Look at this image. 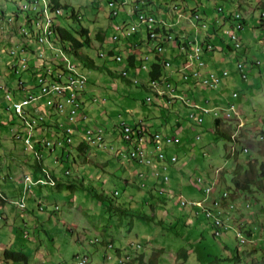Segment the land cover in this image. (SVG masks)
Listing matches in <instances>:
<instances>
[{
	"label": "rangeland",
	"instance_id": "rangeland-1",
	"mask_svg": "<svg viewBox=\"0 0 264 264\" xmlns=\"http://www.w3.org/2000/svg\"><path fill=\"white\" fill-rule=\"evenodd\" d=\"M61 1L69 4L68 11L63 9L62 14L58 15L65 25L75 28L84 25L91 29V49L83 47L80 53L87 54L96 64H104L112 70L121 71L123 67L119 62L115 59L106 60L99 57L97 48L106 49L108 47L107 43L111 42L110 38L113 35L111 25L129 20V17L123 15V8L131 7L134 2L127 0L124 7L116 3L115 7L118 8L119 13L115 18L114 16L110 18L109 12L112 7H109L107 0ZM23 2L24 0H0V78L11 76L15 72L17 65L21 62L17 59L20 57L25 59L26 63L23 76L21 75L23 78L25 76L24 85L26 88L34 89L37 87L36 72L45 73L44 65L54 67L55 59L59 63L64 60L57 46L47 45L45 47V54H55L53 57L55 59L48 64L47 59L42 61L37 58L34 51L23 50L26 45H19L27 40L29 44L32 43L34 49L43 48L35 38L30 42L31 39L28 36L34 37V35L30 28L27 29V26L30 27L28 25L30 20H28L29 17H25V10L22 11ZM155 2L159 10L157 5L153 6V12H149L148 5L141 4L140 8L159 18H166V10L170 7L174 9L176 4L188 8H200L202 15L204 11H210L214 16L222 15L217 10L219 5L225 8L226 14L238 11L243 14L249 28H254V35L247 50L249 57L254 60L245 57V71L249 75L247 67L254 66L253 62L258 60L262 62V70H258L255 64L256 67L253 68V72L251 70V76L247 81L241 74L238 81H229L232 91L230 96L232 97L234 91L252 85L259 99L257 104L261 106L259 117L263 116L264 106L261 103H264V24L261 18L264 11V0H155ZM72 9L77 14H82L81 21L65 17V15H70ZM130 12H133L129 14L131 19L137 18L134 11ZM30 16L40 21L37 12H31ZM114 29L117 35L123 32L122 28L114 26ZM20 31L26 36L22 37L23 34ZM104 33L108 36L102 39L103 43L98 40L97 34L103 36ZM169 39L173 40V44H177L174 36ZM104 45L106 46L103 47ZM244 47L243 42L242 48ZM12 50L16 51V55H12ZM206 53L205 57H207ZM71 59L77 61L80 70L88 75V84L97 90L94 95L101 93L91 103L93 107L89 108L90 125L94 126L92 128L95 131L96 127H101L107 135L112 134L110 136L112 143L108 142L107 146L90 144L86 147L85 153L78 152L75 144L80 138L75 136V146L62 143L57 144L52 151H47L48 148L41 150L39 159L48 167L50 175L59 179L60 182L63 181L61 179H68L66 183L71 182L75 187L74 191L63 182L60 188L53 189L51 186H44L39 194H34L33 189L28 191L26 196V191V203L34 210H30L28 215L29 210L26 208V211H21L24 212L22 215L18 210H12L11 217L8 216L9 219L5 221L9 226L15 224L17 228H26V232H23L25 236L15 243L13 240V242L9 241V236L5 234L2 236L0 264H25L23 261L13 259L6 262L2 251L7 246L14 249L23 247L29 255L27 264H57L65 261L73 263L84 255H88L94 264H119V262L122 264L114 250L115 246L120 247L122 253H131L137 249L142 251L148 257V259L145 257L144 264H148L150 259L154 260L155 264H264V177L260 169L261 163L264 162V136L259 131L261 129L259 118L252 119L251 114L248 113L249 121L245 122L246 128L239 132V134L242 133V136L238 137L240 140L234 141L231 137L238 152L229 156L233 142L214 132L213 115L202 112L200 109L203 105L209 107L212 104L217 97L216 92L223 87L222 80H227L229 77H223L219 86L216 84L213 89L200 87L203 96L196 94V102L200 106L174 101L170 105L166 104L164 108L163 98L134 82L131 72L128 75L129 81L112 75L106 70L89 68L78 58ZM107 59H113V56L109 55ZM55 66L58 67L60 64ZM31 75L36 78L35 81L30 79ZM18 78V75L12 78L11 87L16 90V97L24 89L22 87L19 92L17 91ZM9 89L4 83L1 84L0 185L2 184V187L4 182L14 183L19 178H25L27 172L34 170L33 164L39 162L36 160L33 149L25 150L23 138L13 134L14 130L19 129L29 131L30 125L23 122L24 120L14 111L12 101L5 97ZM148 96L152 97V101L147 100ZM209 98L210 100L206 101ZM68 106L71 104L66 105ZM33 107L38 108V106ZM167 110H170L171 122L177 128L183 129L178 131L179 134L170 129L169 122L166 123V128L163 127L165 119L168 118ZM40 115V118L45 119L47 123L51 120L52 127L48 129H57V126L53 125L56 122L49 113L40 111ZM191 115L202 116L203 121L195 122L191 119ZM135 118L143 120L147 125L151 122L158 125L164 120V123L158 127L159 131L164 133L165 129H169V133L180 137L178 142L167 144V149L173 150L177 155H187L189 158L188 160L179 158L177 163L167 158V168L161 169L158 173L161 181H157L156 184L152 183L150 176L140 173L146 167L144 164L136 160L125 159L116 152L119 147L128 145L119 134L121 128L119 123L125 122L123 120L133 123ZM236 123L237 120L233 118L226 121L223 128L234 133L237 129ZM261 125L264 126V118ZM245 130L248 132L245 133ZM48 133L45 132V134ZM33 134L38 137L42 135L34 129ZM52 139L56 138L52 137ZM112 144L115 146L111 147ZM63 145L71 149L69 155H67V150L62 151ZM245 145L249 148L246 153L241 150ZM9 149L15 150L21 157L7 158L10 154ZM59 156L68 157V160L58 159ZM248 162L252 163V167L245 169ZM131 173L134 174L133 178ZM125 179L129 181L126 182ZM213 179H216L217 190L229 192V196L225 199L226 203L221 206L222 212L219 213L223 219L225 218L224 220H229L227 210H224L228 208L227 202L237 201L236 210L229 209L230 213H239L245 216L246 221L251 218L253 223L258 222L256 225H250L252 234H246V242H239L235 237L237 232L235 226L222 231L221 235L214 236L211 218H207L203 212L196 216L192 203L183 204L181 202L183 198L190 200L204 198L202 187L211 184ZM235 179L248 182L251 189L240 188L234 182ZM4 187L7 186L4 185ZM166 195L169 198L165 199ZM101 196L108 197L110 200L103 199ZM38 201L41 203V209H39ZM56 203L59 205L57 208H55ZM126 208L132 210L128 213L129 215L123 210ZM15 213L17 215H14ZM22 218H26L27 221ZM187 218H192L193 221H187ZM231 223L235 224V221ZM15 234L21 235L22 232H15ZM240 237L242 239V234ZM130 241H140V247L134 249L129 245ZM22 242L25 245H22ZM110 242L113 248L107 246ZM182 249L187 250V256L180 252ZM237 252L240 253V258L236 257ZM217 257L220 258L217 260Z\"/></svg>",
	"mask_w": 264,
	"mask_h": 264
},
{
	"label": "crops",
	"instance_id": "crops-1",
	"mask_svg": "<svg viewBox=\"0 0 264 264\" xmlns=\"http://www.w3.org/2000/svg\"><path fill=\"white\" fill-rule=\"evenodd\" d=\"M143 3L145 5H148L150 7V9H152L153 6L157 5L155 0H145ZM174 6H176V7L178 6L177 9H179V10L175 11V9H173L171 7L168 8L166 10L167 15H165V17L167 19L166 18H164V19L167 20L170 23V25L172 26V30H170L169 32L175 37V39H177V37H180L179 39L175 40L176 42H178V46H179V43L184 45V40H187V42L189 40H193V42H195V41L200 42L203 39L207 38L209 41H211L215 44V48L212 50H209L206 53L207 57L204 56L208 62V66L204 68L203 74H208L209 71H211V70H216V69H220V68H224V67H228L230 69V72L227 76V77H229V79L222 80L223 87L216 92L217 97L213 100V102L210 106L226 105L227 101L229 99H231L230 94L232 92L231 88L229 87V81H234V82H235V80L238 81L239 75L241 74L240 70L237 68L238 60L244 61L245 56H248V58L251 59L249 57L250 56L249 53H247V50H248V47L250 46V40L253 38V35H254V33H253L254 28H252V29L249 28V26L247 24V20H246L245 26L239 31V34L242 36L245 47H244V49L240 48V50H236L235 48L232 47L233 41L230 40L229 36L226 33V29L234 24L233 20L232 19H227V20L224 19V22L219 23V21L216 19V18L223 19L227 16V14H225L224 16H222V15L214 16V15H211L210 11L209 12L204 11V15H202L201 14L202 11L200 8H196V9L195 8H188V7H184L180 4L174 5ZM127 9L128 8H126V9L123 8V15L126 17H129V19H130V16H129ZM157 9L159 10L158 5H157ZM128 21L129 20H126V22H128ZM170 25L166 26V28H170L171 27ZM111 27H112V29L114 28V23L111 25ZM107 29H109V28H107ZM166 34H168V33H166ZM144 36H146V35H144ZM26 44H29V42L27 40L25 43H20L19 45H26ZM228 44L231 47H229ZM107 45H108V47H113V48L115 47L117 49V51H119L123 54V59H122V61L119 62L121 64V66L123 67V69H128V71L130 70L131 74L133 76H135L137 79H141L143 77L147 78L149 76L150 65L152 63H154V61L156 60L157 52L152 49L153 46L147 44L146 37H142L141 35H138V34L134 37L129 36L128 38L127 37L125 38V36L124 37L122 36L120 40L115 41V42H113V41L109 42V43H107ZM178 46L175 43L173 44L172 39H167L166 43H164V50L162 51L163 52L162 57H167L171 61V65H170V68H166V69L164 68V72H165L164 75H166V78L164 80H159V85L160 86L163 85V88H166L167 91H170V87L168 86V83H170V82H167L170 79L171 81H173V83H171V85L177 86L178 89H176V92H178L179 95L182 94L183 96H185L186 99H190L191 102L192 101L196 102V97H197L196 94H198L200 97L203 96V92H201L199 89L200 87L201 88H203V87L201 86L200 82L194 78H193V81L189 82L188 84L179 80L181 75H180V72L177 70H178V68L180 69V67H181V64L185 58V52L187 49L185 48L186 50L182 51ZM129 55H133L132 58L135 59V62L138 64V67H131L130 66V68H128V64H129L128 62L129 61L127 60V56H129ZM146 55L149 57H146ZM141 57H144L143 62L146 63V65H147L146 67H142V65L140 66V58ZM108 60H114V59H108ZM251 60H254V59H251ZM253 65L254 66H248L247 67L248 71H249L248 78H249V76H251V70L253 72L254 71L253 68L256 67L255 64H253ZM196 67H198L197 63H196ZM257 68H258V70H262V62H261L260 66H257ZM13 77L14 76L12 73L11 76L9 75V76H5L3 78H0V87H1V84L4 83L5 86L11 88ZM2 79H4V80H2ZM8 79H10L11 82L8 81ZM2 88H4V87H2ZM17 91L19 92L18 88H17ZM96 92H97V90H95L92 85L88 84V87L82 93V102H83L82 103L83 104L82 110L88 116V118H86V119L79 120V125L82 129L86 126V124L91 123L90 114H89L90 109L89 108L93 107V105L91 103L95 101L94 100V97H95L94 94ZM239 93H240V95L236 99L237 105H238V114L241 117L245 118L246 122L249 121L247 119L248 113L251 114L252 119H255V118L260 119L261 117H264V115L259 117V114L261 113V111H260L261 106H260V104H259V106L257 104L259 102V99H258L256 93L254 92V87L252 85H249V86L244 87L243 89L239 90ZM99 95H101L100 92H99ZM20 96H21V94H20ZM190 96H192V98H190ZM51 97H52V99H55L56 95L53 94V95H51ZM209 100H210V98L207 99L206 101H209ZM36 103H34V104H36ZM53 105H54V100L51 104H49V103L42 104L41 103V104H36L34 106H38V108H37L38 111H44V113H49V115H51V118L53 119V121H55L56 123L58 121V122H64L65 124L70 125L72 122L69 123V120L66 118V114H61V113L57 112L55 110V108L53 107ZM196 105L197 104H195V106ZM198 105H199V103H198ZM261 105L264 106V103H261ZM167 111H168V114H167L168 118L165 119V123L163 120V121H161L160 124L162 125L164 123L163 127L166 128V126H167L166 123L169 122L168 126L175 133H178V131L183 130L181 128L182 126H180L181 129H179L171 122V114L169 112L170 110H167ZM137 118H135V120L133 119L135 124L139 123V121H140V119H137ZM259 123L262 124V122L260 120H259ZM47 124L49 126H51L52 125L51 120ZM160 124L155 125L151 122L148 126H150L151 130H154L155 128L158 129ZM261 124H260V127H262ZM92 127H94V126H92ZM263 128H264V126H263ZM165 130H166V132H164V133L170 132L169 129H165ZM45 132H47V133L50 132L46 135L50 134L53 136L57 131L53 132L51 129L44 130V131L40 130V133H42V134H45ZM110 136H112V134L108 135V141H109V143H112ZM76 143L79 144V141ZM77 144H75V145H77ZM64 149L65 148H62V151H65ZM66 149H67V147H66ZM79 151L81 152V150H78V152ZM170 151L173 152V150H170ZM9 152H10V154H9V156H7V158L12 159V158H14V156H16L18 159L21 157V155L17 154L15 152V150H10ZM67 155H69V154H67ZM179 157L182 158L183 160L189 159L187 155H179ZM155 161H156V164L159 167V169L160 170L163 169V162H161L158 159H155ZM145 166L146 167H145L144 171H141L140 173H142L146 176H150L152 178L151 181L154 184H156L157 181H161L160 180L161 176L159 174H156L153 168H151L148 165H145ZM27 173L31 174L35 181L39 178V174H40V172L36 174V173H34V171L33 172L29 171ZM133 176H134V174L131 173L132 178H133ZM24 180H25V178L22 177V178L17 179L14 183L4 182V185L7 186L6 188L4 187V185L2 187V184L0 185V192L8 195V200L5 202H2L0 204V240H1L2 236H4V234H5L7 237L9 236V241H10V239H12L11 238L12 235L10 232L14 233V231L19 232V233L22 232V234L16 235L14 233L15 237L12 239L14 242L11 240L13 243L20 241L22 239V236L23 237L25 236V233H23V232H26V230H25L26 228L25 229L22 227L17 228L18 226L15 224L9 226L8 223H5V221L7 219H9L7 217L8 216L11 217L12 210H18V212H21V211H26V209H28L29 211L27 212V215L30 213V210H34L33 208H30L29 205H28V208H26V209L22 208V207H17L15 205V203L13 202V200L19 196V193L23 189ZM127 181H129V179H127ZM61 182H63V184L67 185V183L65 181H61ZM41 183H43V182H41ZM41 183H39V182L33 183L32 186L28 189V191L34 189V194H39V192L42 191L44 188ZM214 195H218V193H216ZM22 213H24V212H21L20 214L22 215ZM14 215H17V214L15 213ZM237 218H238V220H244L245 216L237 214ZM22 219H24V218H22ZM24 220H26V218ZM253 222L254 221H252V223ZM21 244L25 245L24 242H22ZM18 248H20V247H18ZM3 251H2V253H3ZM239 255H240V253L237 252L238 258H240ZM69 263H72V262H69Z\"/></svg>",
	"mask_w": 264,
	"mask_h": 264
},
{
	"label": "built area",
	"instance_id": "built-area-1",
	"mask_svg": "<svg viewBox=\"0 0 264 264\" xmlns=\"http://www.w3.org/2000/svg\"><path fill=\"white\" fill-rule=\"evenodd\" d=\"M109 6L112 7L113 13L116 12L118 9L115 7L116 3H119V0H107ZM134 2L132 6L137 11V18H133L128 22H122V23H114V26H121L124 27L128 33V35H132L134 32H143L147 35V29L149 27H157L158 25H161L162 22H155L154 21V14L153 13H147L146 11H143L140 8L141 2H137V0H131ZM125 6L126 4H122ZM131 6V7H132ZM133 8V7H132ZM132 8H128L127 11H134ZM33 3H31L29 6H25V17H30V12H33ZM44 15H53L54 19H59L57 13L47 12L46 6L44 5ZM44 15L40 19V21L37 24H28L30 25V31L31 33H40V29H42L44 23ZM237 16H239L237 14ZM165 23V22H164ZM27 25V24H26ZM124 25V26H123ZM112 34H114V28L112 30ZM142 34V33H141ZM125 35H123L124 37ZM231 36L234 40V43L236 46L240 45V39L236 32H231ZM122 36H116V41L120 40ZM170 37V36H169ZM45 37V41H46ZM171 38V37H170ZM161 35L157 32L156 36H149V42L147 44L153 46V50L157 52V54H161L164 50V44ZM115 48V47H114ZM110 47H106V49H101L100 54L103 58L107 59V55H116V61H122L123 54L115 48L114 53H110ZM23 50H26L28 52H35L37 58L41 59L42 61L46 60L48 64L50 61L53 60V57L55 54H44L42 53L41 49H34L32 46V43L26 44V47L23 48ZM107 50V51H106ZM16 55V51L12 50V55ZM146 57H149L146 55ZM16 59V58H15ZM21 62L19 65H17L16 70L14 73H23V68H25L26 63L25 59H22L20 57L17 58ZM16 59V60H17ZM66 61H70L69 58H66ZM197 63L198 67H193ZM170 65V61L166 60V66ZM239 67H242L243 64L239 62ZM73 66H76V64H73ZM145 66V64H144ZM207 66L206 61H204L201 58V49L199 46H196L195 49L190 53L189 60L185 64V68L191 67V74L187 73V78H194L198 80L204 87H215L216 84L220 81V75H214V76H206V74H203L204 68ZM45 67V73L36 72L35 75L37 77V87L34 89L32 88H26V85H24V80L19 85L18 90L20 91L22 87L24 89L21 90V93L23 95L17 96L15 95V92H6L5 97L7 99H10L12 103H20L21 107L28 110L30 106H33L34 103L41 101L43 104L49 103L51 104L54 100L53 107L55 109H59V113L66 114V117L68 119L71 117V115H85V118L87 117L85 113H81L82 109V98H79V91H82L86 87V80H79L78 84H71V77L74 76L72 74V70H65L63 68H52V66L47 67V65H44ZM124 73H127V70H123ZM224 74L227 73L226 70L223 71ZM59 78H62L60 81ZM55 82H63V89H55ZM153 84H158V81H154ZM168 85H171V83H168ZM55 94L56 98L52 99L51 95ZM237 93H234L236 95ZM39 100V101H38ZM63 103H72V110H63ZM10 107V106H9ZM236 106L235 104L231 105V110H235ZM226 115L231 116V111L226 112ZM37 121H30V129L29 131H22V137L25 140V143L27 146L34 145L36 143H32V136L33 129L36 130ZM86 127V126H85ZM67 131L69 133H78L82 137L84 141L90 142V143H97L99 145H103L105 143V133L102 128L96 127V131L89 132V134H81V129L78 127V125H70L67 126ZM121 131L123 134V139L126 140V142L129 145H125L122 148L118 149V153L122 154L127 159H134L136 160V152L137 151H155L157 153V157L161 160H165L166 153H165V146L171 142H178L180 140L179 136H171V135H165L162 136L159 133H156L153 137V142L150 140V138L147 135H142L138 137L136 134L139 130L138 129H132V125L128 123L127 127H121ZM61 141V139H59ZM42 141L47 142L48 145H51L50 140L42 139ZM72 141V137L69 136V142ZM114 147V146H111ZM172 161L176 162L178 160L177 154H172L171 156ZM147 163H150L151 166H154L153 158L147 159ZM167 164L165 163L164 168L166 169ZM160 171L157 170L156 174H158ZM42 177V176H41ZM29 180V179H27ZM183 203L186 202V199L182 200ZM15 204H23L20 199L15 200ZM197 205L203 206V203L201 201L195 202ZM205 210H212L204 207ZM226 225L224 224H218L216 227V232L219 233L220 229L225 228ZM242 240H244V236L242 235ZM131 260L130 256H122L119 258V261H122V264H129V261ZM85 262H90L89 256H82L80 257L74 264H85Z\"/></svg>",
	"mask_w": 264,
	"mask_h": 264
},
{
	"label": "clouds",
	"instance_id": "clouds-1",
	"mask_svg": "<svg viewBox=\"0 0 264 264\" xmlns=\"http://www.w3.org/2000/svg\"><path fill=\"white\" fill-rule=\"evenodd\" d=\"M145 1V0H144ZM143 1V2H144ZM142 3V2H141ZM177 5V4H176ZM178 7V6H177ZM177 7L176 6H174V9H176V11H178L179 9H177ZM63 9V8H62ZM217 10L218 11H220L221 12V14H222V16H224V14H223V11H225V8L222 6V5H219L218 6V8H217ZM149 12H153L152 11V9H150V11ZM264 12V11H263ZM263 12H262V14H263ZM234 14H239V16L238 17H243V18H245L244 16H243V14L240 12V11H238L237 13H234ZM79 15V14H78ZM80 17H81V15H79ZM156 16V15H155ZM263 16H264V14H263ZM157 17V16H156ZM113 18H115V16L113 17ZM160 21H163V23H161V25L160 26H164V27H166V26H169L170 25V23L167 21V20H165L164 18H159V17H157ZM218 21H219V23H222V22H224V18L223 19H219V18H216ZM246 19V18H245ZM165 22V23H164ZM233 22H234V24L232 25V26H230V27H228L227 29H226V33H227V35L229 36V38H230V40H232L233 41V48H235L236 50H240V48H242L243 47V39H242V36L239 34V31L245 26V22L244 23H241L242 21H241V19L240 20H237V19H235V20H233ZM240 24V25H239ZM124 26V25H123ZM171 26V25H170ZM172 27V26H171ZM113 30V29H112ZM236 32L237 33V35H238V37H239V39H240V45L239 46H236L235 45V43H234V40H233V38H232V36H231V32ZM140 33V34H139ZM142 33V34H141ZM141 35L142 37H146L147 35L145 34V33H143V32H134L132 35H130V36H136V35ZM144 35H146V36H144ZM169 35H171V37L173 36L171 33H168V34H164L163 35V37H162V40H163V42L165 41V40H167V39H169L170 37H169ZM23 37V36H22ZM166 37V38H165ZM110 40H111V38H110ZM112 42V41H111ZM185 42H187V40H184V45H185ZM191 42L194 44L193 45V48H192V51L195 49V47L196 46H199V48L201 49V58L204 60V61H206V63H207V66H208V62H207V60H206V58L204 57L205 56V53L206 52H208L209 50H212V49H214L215 48V44L213 43V42H211V41H209L207 38H205V39H203L202 41H200V42H193V40H191ZM104 43V42H103ZM164 44V43H163ZM183 45V46H184ZM106 45H104L103 47H105ZM187 49V46L185 47H183V51L184 50H186ZM100 50H101V48H99V53H100ZM110 53L111 54H113L114 53V50H115V48H113V47H110ZM192 51H188V49L186 50V52H185V58H184V60H183V62H182V64H181V67H180V69H179V72H180V77H181V81L182 82H184V83H186V84H188L189 82H191V81H193V78L192 77H190V78H185L184 77V75L186 74V73H188V74H191V67L190 68H185V64L187 63V61L189 60V55H190V53L192 52ZM66 52V51H65ZM67 53V52H66ZM163 53V52H162ZM162 53L161 54H157V56H156V60L154 61V63L155 62H165V66H164V68L166 69V68H170V65H171V61L167 58V57H162ZM67 55H68V57H70L69 56V54L67 53ZM100 56H101V54H100ZM158 57H160V59H158ZM101 58H103L102 56H101ZM70 59H71V57H70ZM72 61H74L76 64H77V66H78V69H79V71H81L80 70V68H79V64L77 63V61H75V60H73V59H71ZM106 60H108V59H106ZM166 60H169L170 61V65L169 66H166ZM119 62V61H118ZM239 62H241L242 64H243V66L242 67H239ZM56 64H58V62L56 63ZM144 64H145V66H144ZM147 65H146V63H144V62H142V67H146ZM206 66V67H207ZM193 67H196V64L193 66ZM128 68H130V65H128ZM237 68L240 70V72H241V75H242V77L247 81V79H248V74L246 73V71H245V68H246V66H245V62L244 61H241V60H238V62H237ZM111 69V68H110ZM112 70V69H111ZM123 70L124 69H122L121 71H118V70H112V72H121V73H123V74H125L127 77H128V75H129V73H130V70L128 71V69H126L127 70V73H124L123 72ZM224 70H226L227 71V73L226 74H224L223 73V71ZM164 71V70H163ZM211 71H215V72H217V73H219V75H220V81L218 82V84H217V86H219V83L221 82V80H222V78L223 77H227L228 76V74H229V72H230V69L228 68V67H224V68H220V69H216V70H211ZM82 72V71H81ZM85 76H86V87L82 90V93H83V91L88 87V76H87V74H85L84 72H82ZM13 75L15 76L16 74H14L13 73ZM166 78V75H164L163 74V76H162V79L161 80H164ZM133 79H134V82H136L138 85H140V86H142L143 87V84H145L148 88H150V89H148L150 92H155V91H157L158 93H159V96H161L162 98H163V100H164V102H165V104H164V108L166 107V104L167 105H170L171 103H174V101H182V102H184L185 104H188V105H194L195 106V104H197L196 106H200V105H198V103L197 102H191V100L190 99H186L185 98V96H183L182 94H180L179 95V93L178 92H176V89H177V86L176 85H171V86H173V88H174V91H172V90H170V91H167V89L166 88H163V85L162 86H160L159 85V80H155V79H152L150 76H148L147 78H145V77H143V78H141V79H137L135 76H133ZM142 80H146L145 82H143ZM139 81H141V82H139ZM154 81H158V84H153V82ZM167 82H170V81H167ZM170 83H172V82H170ZM201 84V83H200ZM201 86L202 87H204L202 84H201ZM144 88V87H143ZM207 89H209V87H206ZM211 88V87H210ZM213 88H215V87H213ZM213 88H211V89H213ZM168 92V93H167ZM171 95H170V94ZM234 93H237L236 95H234ZM163 94H167L169 97L167 98V97H164L163 96ZM21 95H23V93H21ZM99 95V94H98ZM98 95H95V97H94V100H96L97 98H98ZM240 95V93H239V91H234L233 92V95H232V97H231V99H229L227 102V104L226 105H222V106H219V105H216V106H205V105H203V106H201L200 107V109L202 110V112H205V113H211L212 114V112H215V115H216V117H221V118H223L224 119V121H230L231 119H233V118H236V120H237V123H236V126H237V129H235V131H234V133H231V137L234 139V141H236V139H238V140H240L239 138L242 136L241 134L242 133H240L239 134V132L241 131V130H244V128H246L245 127V122H246V120H245V118H243V117H241L239 114H238V105H237V101H236V99H237V97ZM18 96H20V94H18ZM175 97H178L180 100H177V99H175ZM147 100L148 101H152V97L151 96H148L147 97ZM42 102H37L36 104H41ZM36 104H34V105H36ZM43 104V103H42ZM232 104H235V106H236V108H235V110H231L230 108H231V105ZM83 105V104H82ZM82 110V109H81ZM228 111H231V116H227L226 115V112H228ZM85 113L83 110L81 111V113ZM221 112H223V114H220ZM86 114V113H85ZM86 116H87V114H86ZM191 117V119H193V120H196L197 122H199V121H201V120H203V117L202 116H200V117H196L195 115H191L190 116ZM67 118V117H66ZM86 118H88V116L86 117ZM86 118H84V117H80L79 118V120H83V119H86ZM264 117H261L259 120L262 122V119H263ZM123 121H125L126 122V120H123ZM195 121V122H196ZM72 121H70L69 123H71ZM122 122V121H121ZM120 122V123H121ZM120 123H119V126H120ZM129 123V122H128ZM129 124H131V125H133V128H135V130L136 129H138L139 131L136 133L137 135H138V137H140V136H142V135H147L149 138H150V140H152V142H153V137H154V135L156 134V133H159L160 135H162V136H165V135H171V136H178V135H173V134H171V133H163V132H161V131H159L158 129H154V130H151L150 129V126H148L147 125V123H145L143 120H140L139 121V123H136L135 124V122L134 123H129ZM53 125H55V126H57V129L56 130H52L53 132H55V131H57L54 135H53V137H55L57 140H59V139H61V140H63V142L62 143H66V144H72V145H74V137L75 136H78L79 138H80V140H79V143L83 140L82 139V137L80 136V134H78V133H76V132H74V133H68L67 132V126H70V125H73V123H71L70 125H68V124H65L64 122H58L57 121V123H55V124H53ZM77 125H78V127L81 129V127H80V125H79V122L77 123ZM86 126H91L89 123L88 124H86ZM48 127H52V125L51 126H49L48 124H46V125H44V130H49L48 129ZM92 127V126H91ZM101 128V127H100ZM103 129V128H102ZM36 130L37 131H39L40 132V130L41 129H38L37 127H36ZM20 131H23V130H21V129H19V130H14V132H13V134L14 135H16L17 137H18V132H20ZM103 131H104V133H105V143L103 144L104 146H107L108 145V135H107V133L105 132V130L103 129ZM260 132H262L263 131V127H261V129L259 130ZM248 131H246L245 130V133H247ZM180 132H178V134H179ZM259 133V132H258ZM258 133H257V135H258ZM120 136L121 137H123L122 136V131H121V128H120ZM67 136H71L72 137V141L71 142H68V141H66V137ZM263 136V135H262ZM47 137V136H46ZM237 137V138H236ZM239 137V138H238ZM261 137V136H260ZM21 138H23V137H21ZM34 138L37 140V141H42V139H43V134L41 135H39V137L38 136H34ZM44 139H45V137H44ZM229 139V138H228ZM23 140H24V138H23ZM48 140H50L49 138H48ZM231 140V139H230ZM51 141V140H50ZM125 142H126V140H124ZM232 141V140H231ZM234 141H232L233 142V145H231V148H230V153H228V154H230L231 156L232 155H235L237 152H238V150L236 151V147L237 146H235L234 145ZM52 142V141H51ZM85 142H87V141H85ZM24 143H25V140H24ZM61 143V144H62ZM87 143H90V142H87ZM46 144H47V142H46ZM92 144H97V143H92ZM237 144H238V142H237ZM36 145H37V142H36ZM35 145V146H36ZM48 145V144H47ZM52 145H53V143L51 144V145H48V146H50V149H55V147H52ZM56 145H57V143H56ZM78 145V144H77ZM98 146H101V145H99V144H97ZM113 146H115L114 144H112ZM111 145V146H112ZM129 145V144H128ZM35 146L34 147H29V146H27L26 145V143L24 144V147L26 148L25 150H29V149H33L34 150V148H35ZM64 146V145H63ZM125 146V145H124ZM123 146V147H124ZM119 148H122V147H119ZM118 148V149H119ZM118 149H117V154H119L118 153ZM164 150H165V153H166V157H165V160H161L160 158H158L157 157V153L155 152V151H152V152H150V155L153 157V162H154V166H151L150 164H148V163H145V162H140V161H138L139 163H141V164H145V165H148V166H150L151 168H153L154 169V171H155V173H156V171L157 170H159V171H161L160 169H159V167L157 166V164H156V161H155V159H158V160H160L161 162H163V169H165L164 168V165H165V163L167 162V158H169L171 161H172V159H171V156H172V154H175L174 152H171L170 150H168L167 149V145L165 146V148H164ZM241 150L244 152V153H246V152H248L249 151V148H248V146L247 145H245V146H243L242 148H241ZM39 153L40 152H36L35 153V156H36V160L37 159H39ZM37 155H39V156H37ZM119 155H122V154H119ZM122 157L123 158H125L123 155H122ZM180 157H179V155H178V159H179ZM125 159H127V158H125ZM131 160H134V159H131ZM39 161H41L40 159H39ZM137 161V160H136ZM180 161V160H179ZM172 162H174V161H172ZM178 162V160L176 161V162H174V163H177ZM167 164V163H166ZM166 168H167V166H166ZM29 174V173H28ZM27 175V174H26ZM31 175V174H30ZM41 176H43V175H41ZM41 176H39V177H41ZM44 177V176H43ZM45 178V180H46V182L48 181L47 180V178L46 177H44ZM199 179H202V178H200L199 177ZM214 181L211 183V184H209V185H206V186H204V187H202V191H203V193L205 194V196H204V198H201V199H197V200H190V199H187V198H183V199H186V202L184 203V204H186V203H192V207L196 210V216L200 213V212H203L204 213V215L207 217V218H210V217H208L207 215H206V213H205V209H204V207H206V208H208V209H212V210H214L215 212H222V208H221V206H223L222 204L224 203H226V201H225V199L229 196V192L227 191V190H217V182H216V179H213ZM45 183V182H44ZM23 190V189H22ZM22 190H21V192H22ZM21 192L19 193V196H20V194H21ZM118 191H116V193H117ZM217 192H219L218 193V195H214V194H216ZM27 193H28V191L26 192V196H27ZM0 194L1 195H3V193L2 192H0ZM19 196L17 197V198H19ZM219 197V198H218ZM17 198H15L14 200H13V202L15 203V200L17 199ZM182 199V200H183ZM181 200V201H182ZM197 201H201L202 203H203V206H201V205H197V204H195V202H197ZM236 202L237 201H229V202H227V204H226V206H228V208H226V209H224L225 211L227 210V214H228V218H229V220H224L223 219V217H222V215L221 214H219L220 216H221V218H222V222H223V224L224 225H226L225 226V228H222V231H224V230H227V229H229V227H231V226H235V228H236V230H237V232H236V235H235V237L238 239V241L239 242H246V234H252V230H251V228H250V225L251 224H255L256 225V223H258V222H256V223H252V220L251 219H248L247 221L246 220H238V218H237V214H239V213H235V214H233V213H230L231 211L229 210V209H232V210H236ZM183 203V202H182ZM239 203V202H238ZM237 203V204H238ZM27 204V203H26ZM245 204H247V203H245ZM16 205V204H15ZM248 206L250 205V203L248 202V204H247ZM18 206V205H17ZM56 206H58L59 207V205L58 204H56ZM56 206H55V208H56ZM19 207V206H18ZM24 208H26V207H24ZM239 209H241V206H239ZM230 215V216H229ZM192 216H194V215H192ZM211 220H212V218H211ZM187 221H190V222H192L193 221V219L192 218H187ZM233 221H235V224H232L231 222H233ZM249 221V222H248ZM212 226H213V230H214V233L215 234H217V232H216V227L214 226V224H213V220H212ZM222 231H221V233H222ZM220 233V232H219ZM239 234H242L243 236H244V240H242L241 239V237H240V235ZM112 245V242H110V243H108L107 244V246H109V247H111V248H113V245ZM115 250V252H116V249H114ZM117 253V252H116ZM117 255H118V259L120 258V257H122V256H125V255H122V256H120L118 253H117ZM86 256H88V255H86ZM80 258V257H79ZM78 258V259H79ZM90 258V257H89ZM77 259V260H78ZM76 260V261H77ZM75 261V262H76ZM91 261V260H90ZM75 262H73L72 264H74ZM91 264H94L92 261H91Z\"/></svg>",
	"mask_w": 264,
	"mask_h": 264
},
{
	"label": "trees",
	"instance_id": "trees-1",
	"mask_svg": "<svg viewBox=\"0 0 264 264\" xmlns=\"http://www.w3.org/2000/svg\"><path fill=\"white\" fill-rule=\"evenodd\" d=\"M24 2H25V0H24ZM23 2V3H24ZM51 2H52V4H51V6L52 7H61V8H63V9H66V11H68V7H69V4H67V3H62V1L61 0H51ZM240 3V2H239ZM141 4H143V6L145 5L144 3H141ZM240 5H241V3H240ZM109 7H111V6H109ZM124 7V6H123ZM133 7V8H132ZM132 7H130V8H132V10H134V11H136V9L134 8V6H132ZM112 9V8H111ZM110 14H109V17L111 16H117L118 15V13H119V10L117 9L116 10V12L115 13H113V11L112 10H110V12H109ZM129 14H133V12H128ZM223 14L225 15L226 13H225V11H223ZM155 16V15H154ZM65 17L68 19V18H75L76 20H78V21H81L82 20V14H81V17L75 12V10L74 9H72L71 10V12H70V15H65ZM110 17V18H111ZM126 17V16H125ZM156 17V16H155ZM157 18V17H156ZM238 18H241V23H244L245 21H246V19L245 18H243V17H238L236 14H234V12H231V13H229V14H227V16L224 18L225 20H227V19H232V20H235V19H238ZM263 18H264V16H263V14H262V18H261V21H262V23L264 24V20H263ZM28 20H30V23H31V16L29 17V19ZM125 20V19H124ZM124 23L126 22V20L125 21H123ZM29 24V23H28ZM126 26V25H125ZM125 26L124 27H122V29H123V34L125 35V38L127 37H129V35H128V33H127V31H126V29H125ZM30 27L29 26H27V29H29ZM54 28H55V39H53L51 42H47V41H43L42 43L38 40V37H39V35H40V33L39 34H35V33H32L33 35H34V37H32L31 35L30 36H28L31 40H30V42H32V40L34 39V38H36V40H37V43L38 44H40V45H42L43 46V48L41 49V51H42V53H44L45 54V47H47V45H50L51 47H56L57 45L61 48V49H63L64 51H66L67 53H69V56L72 58H78V59H80V60H82L83 61V64L85 65V66H87V67H89V68H92V69H98V70H106L107 72H109L110 74H112V75H116V76H120V77H122V78H124V79H127V80H129L130 81V79H129V77H127L125 74H123V73H121V72H112V70L109 68V67H107L106 65H104V64H96L95 62H94V60H92L87 54H81L80 53V49L81 48H83V47H89V49H91V46H92V37H91V34H90V32H91V29H90V27L89 26H84V25H81V27L80 28H75V27H72L71 25H65L60 19H56V20H54ZM155 30L161 35V37H163V35L164 34H166V33H170L169 31L170 30H172V27H170V28H166V27H164V26H160V25H158L156 28H155ZM21 32V31H20ZM23 35V37L24 36H26L25 35V33H23V32H21ZM108 33V32H107ZM107 33H104V35L103 36H100L99 34H97V36L99 37V41H101V42H103L102 41V39L104 38H107ZM115 35L116 34H114L113 36H112V38H111V41H113V42H115L116 41V38H115ZM41 36L43 37V33H41ZM149 36H150V33L148 32L147 33V37H146V42H149ZM134 37V36H133ZM166 38V37H165ZM180 37H177V39H179ZM177 39H175V40H177ZM188 45V46H187ZM193 43L191 42V40H189L188 42H185V47L187 46V49H188V51H192V48H193ZM177 46H178V42H177ZM182 44H180L179 43V48L182 50L183 49V47H184ZM228 46L229 47H231L229 44H228ZM96 49V48H95ZM183 51V50H182ZM97 55L99 56V57H101L100 56V53H99V49L97 48ZM113 56V58H115V56L116 55H112ZM133 57V55H129V56H127V60L129 61L128 63V65H130L131 67H138V64L135 62V59H133L132 58ZM246 58H248V56H245ZM55 58H53V60H54ZM158 59H160V57H158ZM143 60H144V57H141L140 58V66L142 65V62H143ZM55 61H56V59H55ZM57 63V62H56ZM58 64H60V63H58ZM253 64H256L257 66H260L261 65V61L260 60H258V61H254L253 62ZM56 65V64H55ZM54 65V67H52V68H59V67H61V64H60V66H58V67H56ZM164 66H165V62H155V63H152L151 65H150V71H149V76L152 78V79H155V80H161L162 79V76H163V74H165V72L163 71L164 70ZM65 69V68H64ZM177 71H179V68H178V70ZM215 72V71H214ZM217 73V72H216ZM15 74V73H14ZM23 73H16V75H18V79H19V81H18V84H21L22 83V81L24 80V78L23 77H21V75H22ZM218 74V73H217ZM23 76V75H22ZM25 77V76H24ZM30 79H32V80H34V79H36L35 77H34V75H33V77H32V75H31V78ZM62 78H59V80L60 81H62L61 80ZM179 80H181V77L179 78ZM35 81V80H34ZM169 81L170 82H172L173 83V81H171L170 79H169ZM21 82V83H20ZM176 83V82H175ZM143 87L146 89V90H148V89H150V88H148L145 84H143ZM210 88V87H209ZM178 89V88H177ZM12 90V91H11ZM9 91H11V92H16V90L15 89H12V88H10L7 92H9ZM157 96H159V93L157 92V91H155L154 92ZM163 96L164 97H169L167 94H163ZM175 99H177V100H180L178 97H175ZM83 103V102H82ZM228 103V102H227ZM186 105H188V104H186ZM34 106V105H33ZM33 106H30L29 107V109L28 110H25V112L27 111V114L29 115V117H32V116H36L39 120H40V122L36 125V127L38 128V129H41V130H43L44 131V125H46L47 124V121L45 120V119H43V118H40L41 117V115H40V111H38L37 110V108H35V107H33ZM57 112H59V109H55ZM63 110H72V105L71 106H68V107H65V108H63ZM15 111V110H14ZM16 112V111H15ZM33 112V113H32ZM18 115H19V117L20 116H22L21 114H19L18 112H16ZM32 114V115H31ZM212 115H213V118H214V123H215V126H214V128H213V131L214 132H216V133H218L220 136H223V137H226V138H229V139H231V133L229 132V130L228 129H225V128H223L224 126H225V123H226V121H224V119L223 118H221V117H216V115H215V112H212ZM75 117V115H71V117L68 119V117H67V119L69 120V122L70 121H72V123L74 124L75 122H74V120H73V118ZM80 117H83V116H78V121L76 122V123H78L79 122V118ZM20 118H22V117H20ZM85 118V117H84ZM194 121H196V120H194ZM201 121H203V120H201ZM201 121H199V122H201ZM197 122V121H196ZM93 131H95V129H93L92 127H90V126H86V130H85V132H84V134H89V132H93ZM68 132V131H67ZM69 133V132H68ZM264 128H263V131H262V135L264 136ZM17 134H19V135H22V131H20V132H18ZM47 135L45 134H43V138L45 137V139L46 140H48V138L52 141L51 142V144L53 143V145H52V147H55L56 148V143L57 144H61L62 142H63V140H57V139H52V137L53 136H51V137H49V136H47ZM122 136H123V134H122ZM18 137H20V136H18ZM66 141H68L69 142V136H67L66 137ZM37 142V145L36 144H34L33 145V147L35 146V148H34V151H35V153L36 152H41V150H43V149H45V148H48V149H46L47 151H52V149H49L50 148V146H48L47 144H46V142H44V141H37V140H35V142L34 143H36ZM90 144H92V143H87V142H85L84 140H82L78 145H77V149L78 150H81L82 152H84L85 153V149H86V147H89L90 146ZM94 145H97V144H94ZM63 148H65L64 150H67V154H70L71 153V149H69L68 147H67V149H66V146H63ZM39 155H40V153H39ZM39 155H37V156H39ZM229 156H230V154H229ZM68 158V157H67ZM67 158H64L63 156H62V158L59 156L58 157V159H66V160H68ZM37 161H39V159H37ZM247 168H245V169H249V167H252V163L251 162H248L247 163V166H246ZM33 168H34V173H39L40 172V174H39V176H41V175H43L44 177H46L47 178V182H45V183H41L42 185H43V187L44 186H51L53 189L55 188V187H59L60 188V180L59 179H57V178H55V177H53L52 175H50V172L48 171V167L47 166H45L41 161H39L38 163H36V164H33ZM260 169H261V175L264 177V162H262L261 163V167H260ZM32 171V172H33ZM33 174V173H32ZM42 176V177H43ZM44 179V178H43ZM61 180H63V181H67L68 179H61ZM125 181L127 182V180L125 179ZM234 182L236 183V185H239L240 186V188H242V189H244V190H250L251 189V186L249 185V183L248 182H240L239 181V179H235L234 180ZM67 185H68V188L70 189H72L73 191H74V188L75 187H73L72 186V183H69V182H67ZM115 195H116V193H114ZM101 198H103V199H109L110 200V198H108V197H105V196H101ZM166 198H169V197H167V195H166V197H165V199ZM8 200V195L7 194H3V195H1L0 194V204L2 203V202H5V201H7ZM112 201V200H111ZM166 202V201H165ZM182 202V201H181ZM57 204V203H56ZM184 204V203H183ZM38 205H39V209H41L40 208V206H41V203L38 201ZM26 208H28V204H26ZM54 210H56L55 208H53ZM125 212H126V214L127 215H129L128 213L130 212V211H132L131 209H123ZM143 213H144V211H143ZM141 215H143V214H141ZM144 216H145V213H144ZM185 224H187V221L185 220ZM131 227V226H130ZM12 231V230H11ZM222 231V230H221ZM221 231H220V233H217V234H213L214 236H217V235H221ZM11 233V238L13 239L14 237H15V231H14V233L13 232H10ZM9 238V237H8ZM12 239H10V241L12 240ZM92 242H94L95 240H91ZM139 243H140V241L138 242V241H130V243H129V245H131V246H133L134 247V249H136V248H138V247H140V245H139ZM115 249H116V252L120 255V256H122V255H125V256H130L131 257V260L129 261V264H144L145 263V261H146V259H145V257H146V255H144V253L142 252V251H139L138 249L137 250H134V251H132L131 253H132V255H131V253H122V251L120 250V247H117V246H115ZM140 249V248H139ZM187 250H185V249H182L180 252L184 255V256H187V252H186ZM2 255V254H1ZM2 257V256H1ZM124 257V256H123ZM236 257H237V255H236ZM3 258H4V260L6 261V262H8L9 260H11V259H13V260H15V261H23L25 264H27L28 263V261H29V255H28V253L25 251V250H23V247H20V248H17V249H14V248H11V247H6L5 248V250H4V252H3ZM147 259H148V257H146ZM220 257H217L216 259L218 260ZM150 259V258H149ZM151 261H148L149 263L148 264H155V261L154 260H152V259H150ZM57 264H72V263H69L68 261H66V262H59V263H57ZM119 264H120V262H119Z\"/></svg>",
	"mask_w": 264,
	"mask_h": 264
},
{
	"label": "bare ground",
	"instance_id": "bare-ground-1",
	"mask_svg": "<svg viewBox=\"0 0 264 264\" xmlns=\"http://www.w3.org/2000/svg\"><path fill=\"white\" fill-rule=\"evenodd\" d=\"M143 1L144 0H142L141 2L143 3ZM137 2H140V1L137 0ZM31 3H33V8H34V11L33 12H37V16L40 19L44 15V5L46 6L47 12L57 13L59 15L62 14V12H63V9L61 7H52L51 6V4H52L51 0H25V2L23 3V5L21 7L22 8V11L25 10V6H29ZM119 3L120 4H127V0H119ZM134 13H136V16H137V11H134ZM263 14H264V12H263ZM240 19L241 18H238L237 20H240ZM54 20H56V19H54ZM54 20H53V15H44V23L45 24L43 25L42 29H40V32L43 33V37L41 36V33H40V35L38 37V40L41 43L43 41H45V37H47L46 38V41L47 42H51L53 39H55ZM130 20H131V17H130L129 21ZM154 21L155 22H160L159 19L156 18L155 16H154ZM38 22H39L38 19H33L31 17V23L30 24H37ZM116 27L119 28V29L121 28V26H116ZM155 28L156 27H149L147 29V33L149 32L150 33V36H156L157 31L155 30ZM115 33H116V30L114 29V34ZM35 34H39V33H35ZM123 35H124L123 33H121L120 35H117L116 34L115 35V38H116V36H123ZM36 42H37V40H36ZM57 48L60 51V56H62V58L64 60L63 62L60 63L61 64V67H59V68H63V69L65 68V70H72V74L74 75V76L71 77V84H78L79 83V80H86V76L81 71H79L77 64L74 61H72L70 59V57H68L67 53L63 49H61L58 45H57ZM108 56L109 55H107V57ZM66 58H69L70 61H66ZM113 59L116 60V56ZM56 62H58L57 59H56ZM73 64H76V66H73ZM214 75H218V74L216 72H214V71H209V73L206 74V76H214ZM184 76L187 77V73ZM168 86L170 87V90L174 91L173 86H171V85H168ZM55 89H63V82H55ZM11 91H9V92H11ZM79 98H82V91H79ZM67 104H71L72 105V103H63V108H65ZM13 107H14V109H15L16 112H18L19 114L22 115L20 117H22V119L24 120V121L22 120L23 122H26L25 123L26 125L27 124L30 125V121H38L37 124L40 122V120L38 119L39 117L38 118L36 116L29 117V115L27 114V111L25 112L26 109L22 108L21 105H20V103H13ZM78 116L85 117V115H75V117L73 118V120H74L75 123L73 125H77L76 122L78 121V119H77ZM227 116H230V115H227ZM127 126H128V122H123V123L120 124V127H127ZM132 129H135V128H133V125H132ZM85 130H86V127H84L83 129L81 128V134H84ZM18 136L22 137V135H19V134H18ZM35 140L36 139L34 138V136H32V143H34ZM29 147H33V145H29ZM150 152H152V151H137L136 152V160L137 161H140V162L147 163V159L153 158L150 155ZM148 164H150V163H148ZM43 178L44 177H39L35 181L32 175H30V174L25 175L24 187H23V190H22V192L20 194V197H19L20 201L23 202V204H19L20 207H22V208L26 207L25 192L28 191V189L32 186L33 183H36V182L37 183L38 182L39 183L40 182H43L44 183V182H46L45 178L44 179ZM27 179H29V180H27ZM57 207L58 206H56V208ZM205 213H206V215L208 217L212 218L213 223H214L215 226H218V224H223L222 218L218 214L220 212H215L214 210H205ZM221 230L222 229H220V231ZM121 263H122V261H121ZM85 264H89V262H85Z\"/></svg>",
	"mask_w": 264,
	"mask_h": 264
}]
</instances>
